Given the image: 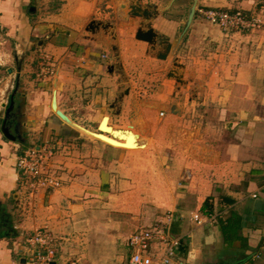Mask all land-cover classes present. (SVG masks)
Masks as SVG:
<instances>
[{"label": "crops", "instance_id": "crops-1", "mask_svg": "<svg viewBox=\"0 0 264 264\" xmlns=\"http://www.w3.org/2000/svg\"><path fill=\"white\" fill-rule=\"evenodd\" d=\"M47 1L0 0V70L10 77L0 227L9 218L15 230L0 231V264H26L38 229L59 238L56 264H124L130 235L169 212L171 235L188 243L174 264H264V27L228 33L197 11L190 20L196 4L264 21V0ZM149 28L152 41L137 37ZM42 52L56 60L51 80L28 77ZM104 116L100 129L122 147L93 136ZM7 119L17 135L4 133ZM53 138L79 149L50 159L59 188L32 191L18 157ZM209 197L213 214L243 216L247 243L229 245L217 221L194 220L208 215Z\"/></svg>", "mask_w": 264, "mask_h": 264}, {"label": "built area", "instance_id": "built-area-1", "mask_svg": "<svg viewBox=\"0 0 264 264\" xmlns=\"http://www.w3.org/2000/svg\"><path fill=\"white\" fill-rule=\"evenodd\" d=\"M210 22L218 25L227 32H245L263 27L262 19L255 14L242 10H225L211 8L200 10ZM163 115V113H161ZM52 156V148H27L19 155L16 167L26 180L28 187L33 190L57 189L62 184V178L48 167V159ZM255 196V195H254ZM172 214L169 212L164 220L157 221L148 228H141L130 235L128 247L130 256L124 264H174L178 258L177 247L179 240L171 235L170 224ZM194 220L202 223L205 219L215 223L216 214L206 217L199 213ZM56 241L47 229H38L26 238V264H51L55 259ZM66 264H77V259H69Z\"/></svg>", "mask_w": 264, "mask_h": 264}, {"label": "rangeland", "instance_id": "rangeland-1", "mask_svg": "<svg viewBox=\"0 0 264 264\" xmlns=\"http://www.w3.org/2000/svg\"><path fill=\"white\" fill-rule=\"evenodd\" d=\"M52 1L50 0V1H47L46 3H47V5H48V3L50 4ZM46 3L44 4V6H46ZM40 7V6H39ZM211 8H219V7H210V8H199V11L200 10H209V9H211ZM221 8V7H220ZM223 8H226V7H222V9ZM226 10V9H225ZM196 11L199 13V14H202L201 12H199L198 11V9H196ZM202 16L205 18V19H207L203 14H202ZM261 18V17H260ZM262 19V18H261ZM208 20V19H207ZM208 21H210V20H208ZM262 22H263V27H264V21L262 20ZM262 27V28H263ZM261 29V28H260ZM223 30V29H222ZM225 32H227L226 30H224ZM233 33L234 32H237V31H232ZM245 32H249V31H245ZM229 33V32H228ZM239 33H241V32H239ZM39 54H40V52H39ZM38 56V55H37ZM36 56V57H37ZM36 60H38V57L36 58ZM40 61V63H38V65H39V70H37V72H36V70L35 71H32V72H30L29 73V75L30 76H28V77H30L31 79L32 78H34V77H37V78H40L41 80H45L46 78H49L50 80H51V78L52 77H54L55 76V72H56V60H54L53 59V57L49 54V53H47V52H42V54H41V57H40V59H39ZM16 64V63H15ZM14 63H11V65H12V67H16V65H15ZM37 74V75H36ZM9 73L7 72V70H6V67L4 66L3 68H1V70H0V101H1V99L2 98H5V99H7L6 98V94H7V90H6V88L8 87H10L9 85L10 84H8L9 83ZM2 79V80H1ZM10 108V107H9ZM12 109V108H11ZM11 112V111H10ZM108 121V120H107ZM7 126L8 127H10V128H8L9 130H10V132H12L13 134H15V135H17L18 133H16V132H14V128H13V124L11 123V121H9L8 119H7ZM108 126H110V125H107V128H109ZM89 129H92V130H97V124H89V127H88ZM85 136H89V135H87V134H85V133H83ZM89 137H91V136H89ZM51 143H53L54 145H51V144H49V145H51V147H52V156L48 159V163H49V161H50V159L52 158V157H54V155H60V154H67V153H73L74 151H77L78 149H79V142H77V143H74L72 140H65V139H59V138H53L52 140H51ZM54 146V147H53ZM30 148H38V147H36V146H30L29 147V149ZM51 149V148H50ZM25 151V150H24ZM21 155V154H20ZM48 167L55 173V175H59L61 172V170H59V168H58V171H57V169H55V167H52V166H50V164L48 165ZM59 172V173H58ZM2 212V211H1ZM3 214V213H2ZM168 214V213H167ZM167 214H161V217L162 216H164V219H165V217H166V215ZM1 223H2V226L5 228V230L3 229V227H0V231L1 230H4V231H6L7 233H8V235H9V233L10 232H15V230L13 231V229H12V223H11V220H9V218L7 219V218H5V219H3L2 221H1ZM260 223H263V221L262 222H260ZM51 233V232H50ZM52 234V233H51ZM52 237L54 238V241H56V244H54L55 245V247H54V249H55V259L53 260V261H55L56 260V255H57V253H59L60 252V248H59V243H58V237L57 236H55L54 234H52ZM26 246V248H27V245H25ZM72 259V258H71ZM127 262V261H126ZM125 262V263H126Z\"/></svg>", "mask_w": 264, "mask_h": 264}, {"label": "trees", "instance_id": "trees-1", "mask_svg": "<svg viewBox=\"0 0 264 264\" xmlns=\"http://www.w3.org/2000/svg\"><path fill=\"white\" fill-rule=\"evenodd\" d=\"M211 199L212 197L207 198L202 207L203 212L208 215L214 213L213 206L210 201ZM222 199L229 204H232L234 202V200L229 197L223 196ZM216 215H217V222L220 224L222 229L225 243L231 245L234 241L237 240L247 243L248 238L244 234H242L244 218L241 214L238 213L237 210L230 209L228 215L224 217L220 216L219 214ZM187 250H188V243L185 240H179V245L177 247L178 255L179 256L186 255Z\"/></svg>", "mask_w": 264, "mask_h": 264}, {"label": "water", "instance_id": "water-1", "mask_svg": "<svg viewBox=\"0 0 264 264\" xmlns=\"http://www.w3.org/2000/svg\"><path fill=\"white\" fill-rule=\"evenodd\" d=\"M196 3V2H195ZM196 4H194L191 9H190V20L193 18V15L196 13ZM153 30L151 28H149L148 30H145V31H142V30H139L138 34H137V37L139 39H142V40H145V41H152L153 39ZM52 108L54 110V112L64 121L72 124V121L70 120V118L63 112L61 111L58 107H57V104H56V101H55V98L53 99V103H52ZM108 120L109 118L107 116H104L100 125H99V133H96V132H92L93 133V136H95V138H99L100 140H106L104 142H109L111 140V142H109V144L113 145V144H119L120 142H118L117 140L113 139V138H110L106 135H104V131L102 129H100L102 123L104 120ZM77 125V124H76ZM77 126H80V125H77ZM110 128V126H108ZM3 131L6 135L9 136V134L7 133L6 129L3 128ZM116 132H120V130H113L112 133L116 134ZM111 134V133H110ZM109 140V141H107ZM114 141V142H113ZM120 146V144H119ZM122 147V146H120ZM51 264H56L55 261H52Z\"/></svg>", "mask_w": 264, "mask_h": 264}, {"label": "flooded vegetation", "instance_id": "flooded-vegetation-1", "mask_svg": "<svg viewBox=\"0 0 264 264\" xmlns=\"http://www.w3.org/2000/svg\"><path fill=\"white\" fill-rule=\"evenodd\" d=\"M6 123H7V121H5V123H4V126H5L4 128L6 129V131H7V133H8L9 135H11V134L13 135V133L10 132V130L8 129V128H10V127H8Z\"/></svg>", "mask_w": 264, "mask_h": 264}]
</instances>
